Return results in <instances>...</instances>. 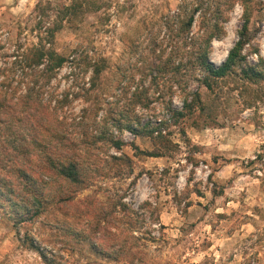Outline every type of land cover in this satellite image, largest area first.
<instances>
[{"label":"trees","instance_id":"obj_1","mask_svg":"<svg viewBox=\"0 0 264 264\" xmlns=\"http://www.w3.org/2000/svg\"><path fill=\"white\" fill-rule=\"evenodd\" d=\"M254 1L179 0L143 33L128 37L129 61L118 67L114 89H104L88 112L77 115L65 111L67 96L57 97L52 86L65 63L76 61L59 54L53 40L64 23L74 27L100 5L96 0L60 1L46 26L48 11L42 2L36 4L41 11L35 26L43 36L25 44L19 30L10 67L0 65V217L10 223L21 249L37 253L43 264L140 263L143 244L138 242L148 238L135 231L155 207L144 201L134 209L116 193L100 197V182L125 174L123 167L130 173L133 166L128 155L110 154L103 146L120 151L125 145L115 129L150 140L151 149L131 142L135 157L176 150L172 127L183 119L205 123L211 113L200 87L217 99L234 97L245 108L264 102V56L253 47L257 59L251 63L243 53L255 35L249 34ZM236 4L242 7L238 38L215 65L212 42L226 34ZM45 5L51 8V1ZM4 47L0 42V51ZM89 68L90 86H101L105 66L95 60L86 64ZM85 190L91 192L79 197Z\"/></svg>","mask_w":264,"mask_h":264},{"label":"rangeland","instance_id":"obj_2","mask_svg":"<svg viewBox=\"0 0 264 264\" xmlns=\"http://www.w3.org/2000/svg\"><path fill=\"white\" fill-rule=\"evenodd\" d=\"M39 1L50 16L48 26L55 19V5L66 0H49L51 8L45 5L48 0H0V42L7 51L5 55L0 51V65L10 67L8 56L19 30L25 44H36L43 36L35 26L41 10L34 8ZM96 2L98 10L88 12L74 27L64 23L53 40L59 54L70 59L74 56L76 61L74 66L66 62L52 81L55 95L67 96L64 109L69 114H81L95 97H103L104 89H114L118 67L129 61L128 37L143 33L145 25H154L161 15L174 10L179 0ZM252 6L249 34L255 35L243 53L254 63L257 55L251 51L253 47L264 56V0H255ZM241 25L242 7L236 4L225 24L226 34L212 42L213 64L225 60ZM95 60L105 69L101 86L91 87V69H86V64ZM222 91L221 95L226 94L227 89ZM200 92L210 106L206 111H211L209 117L205 123L183 119L174 125L172 138L179 147L161 157H135L131 142L151 149L150 140L113 129L125 145L120 151L103 149L114 155L125 153L133 166L130 173L123 167L125 174L100 182L103 190L99 195L103 199L105 192L122 195L134 209L144 201L155 207L144 214L135 231L148 238L138 242L143 244L139 264H264V102L245 108L234 97L217 99L203 87ZM174 103L181 105L177 98ZM155 106L161 108L158 103ZM90 192L82 191L79 197ZM39 228L36 224L35 232ZM76 259L74 256L71 261ZM0 264H43L37 253L20 248L10 223L1 217Z\"/></svg>","mask_w":264,"mask_h":264}]
</instances>
